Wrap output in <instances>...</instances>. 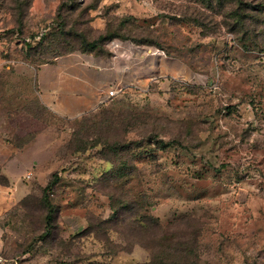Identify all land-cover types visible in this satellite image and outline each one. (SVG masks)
Here are the masks:
<instances>
[{"label": "rangeland", "instance_id": "374dc122", "mask_svg": "<svg viewBox=\"0 0 264 264\" xmlns=\"http://www.w3.org/2000/svg\"><path fill=\"white\" fill-rule=\"evenodd\" d=\"M19 2L0 0V114L11 113L16 143L35 142L39 164L35 172L27 168L30 179L25 172L20 177L31 192L9 214L16 230L8 237L11 256L19 264L150 261L132 240L111 232L105 242L87 230L112 213L105 185L117 175L103 176L109 161L122 165L108 146L93 144L112 132L123 144L153 138L139 149L122 146L117 156L128 168L117 186L164 227L183 217L200 224L186 256L191 264H264V0ZM96 28L118 33L119 41L127 37L135 61L155 54L144 61L151 74L157 75L159 56L187 70L161 73L146 90L132 88L112 100L107 107L123 112L112 131L95 121L96 112L83 115L92 128L75 141L72 119L33 102L16 105L15 96L32 89L30 67L79 48L78 35L96 38ZM52 180L49 209L42 189Z\"/></svg>", "mask_w": 264, "mask_h": 264}, {"label": "crops", "instance_id": "0c3cea01", "mask_svg": "<svg viewBox=\"0 0 264 264\" xmlns=\"http://www.w3.org/2000/svg\"><path fill=\"white\" fill-rule=\"evenodd\" d=\"M105 48L108 54L73 52L36 68L30 67L29 81L33 80V87L31 89L29 85V89L23 92H26L25 96H15L19 100L16 105L22 102L31 105L32 100H35L47 112L71 120L106 106L108 101L101 100L111 86L119 88L114 100L132 88L146 90L150 82L162 76L161 73L174 77L187 70L179 60L171 58L167 62L165 57L159 56L161 65L156 67L157 75L151 74L149 63L144 61L155 54H146L135 61L133 44L127 40L115 39ZM10 114L8 110L0 114V175L7 180L6 184H0V253L7 257H12L8 237L16 236L14 222L9 214L31 192V188L23 184L20 177L25 172V178L30 164L34 166L33 171L37 170L39 164L35 142L29 141L23 147L13 140L15 126Z\"/></svg>", "mask_w": 264, "mask_h": 264}, {"label": "trees", "instance_id": "16d2710c", "mask_svg": "<svg viewBox=\"0 0 264 264\" xmlns=\"http://www.w3.org/2000/svg\"><path fill=\"white\" fill-rule=\"evenodd\" d=\"M19 1L21 0H16V3H18V5H21L22 2ZM104 29L106 30V28ZM104 29L96 28L99 35L92 40L78 35L81 45L79 48L72 50H80L85 53H93L96 55L108 54L105 48L106 42L115 38L122 39V36H120L116 32L110 33L109 31H105ZM123 38V40L128 39L127 37ZM72 50L68 51L65 54L71 53ZM57 57L59 56H56L47 62H52ZM112 100L113 98L108 101V104ZM32 102L36 103L40 110L47 112L39 102L35 100H32ZM107 105L101 106L96 111H94L96 112L94 114L95 121H98L105 131H112L117 125H122L119 123L121 122L120 115L123 112H120V110H117V108L115 109L114 107L108 108ZM82 119H85L83 115L80 116V118L78 117L72 119L74 123L73 131L75 132V134L73 135H75V137L77 136L75 141H78V136L82 135V133L84 134L87 128H92V125L87 126ZM109 134L103 133V140L101 142L100 140H98L99 142L94 141L93 144H100L104 148L108 146V149H111L113 154L117 157L116 159L120 161L119 166H122L120 169H118V167L114 168V161H109L111 163L109 171L110 173L104 175L103 179L107 181L109 177L117 175L116 179H114L113 177L112 179H110V181L112 182L105 185L108 187L106 196L110 198V209L112 213L108 216V218H106L105 220H100L97 224H89L87 226L88 233H93L96 239L107 242L110 239L109 234L111 232H114L121 235L126 240L128 239L134 241V243H138L139 245L147 249L150 252L151 256L150 261L139 264H191L186 256L190 250L189 244L193 243L196 240V236H200V224L195 219H191L190 217H183L177 218V220L169 223V226L164 227L158 218H154L152 215L147 214L146 210L143 209V206L139 203L138 200L133 197L131 193L125 191L123 188L121 190V188L117 186L120 183L119 180L121 181L123 177H120L119 174L123 171L124 167L128 168V165L122 162L123 157L117 156L118 152L123 149L122 146H124V144L128 145H126L125 150L132 148L139 149L144 147L145 145H150V143H153V138H151L150 140L147 139L145 145L141 140H131L130 143L127 142L123 144L122 142L118 141V137L113 136L112 132H109ZM159 143H162V141L159 140ZM163 145L165 146L167 144ZM89 146H92V144H89ZM84 148L85 147L78 146L74 150L81 151L84 150ZM113 169L115 171H113ZM124 173L126 174V172H123L122 174ZM127 177L128 176H125L124 181H127ZM55 183L56 182L52 180L51 182L47 183L42 189V204L47 205L49 209L51 207L49 206L50 204L48 203V201H46V194L47 192H49V190L53 189ZM28 195H26L23 199L28 197ZM23 199L21 200V202L23 201ZM51 219V213L46 214V228L49 227L48 223ZM44 231L45 232L43 235H46L47 231ZM120 251L121 250H119L118 252Z\"/></svg>", "mask_w": 264, "mask_h": 264}, {"label": "built area", "instance_id": "2783aa9c", "mask_svg": "<svg viewBox=\"0 0 264 264\" xmlns=\"http://www.w3.org/2000/svg\"><path fill=\"white\" fill-rule=\"evenodd\" d=\"M119 92V88H116L115 86H111L105 93L104 98L101 100V102H106L114 98L117 93ZM32 173L28 172L25 175V178L29 179L31 177ZM0 264H19V260L16 257H7L4 256L2 253H0Z\"/></svg>", "mask_w": 264, "mask_h": 264}]
</instances>
